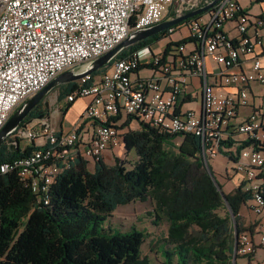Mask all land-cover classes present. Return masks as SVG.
Returning a JSON list of instances; mask_svg holds the SVG:
<instances>
[{"label":"built area","instance_id":"1","mask_svg":"<svg viewBox=\"0 0 264 264\" xmlns=\"http://www.w3.org/2000/svg\"><path fill=\"white\" fill-rule=\"evenodd\" d=\"M208 2L0 0V131L17 108L59 75L84 68L133 32L157 25L172 15L182 16ZM230 22L240 34L238 39L228 40L221 30ZM253 24L256 38L249 35ZM263 24L262 19L250 17L237 0H221L212 9L209 23L191 21V51L186 44H179L166 57L159 53L147 63L159 73L158 77L132 81L131 74L143 65L135 52L116 60L92 85H87L91 75L82 78L66 102L92 98L84 118L66 135H58L45 120H39L42 127L38 130L30 126L32 122L26 129L19 128L11 140L26 141L24 148L35 149L24 157L0 164V176L16 172L34 192L42 191L45 195L62 169L71 167L78 157L96 163L109 150L124 148L122 130L105 124L109 117L123 110L161 133L200 137L206 161L218 157L223 141L234 133L245 137L244 142L251 144L241 150L235 168L250 183L247 190L252 193V210L263 215L264 186L258 179L264 177V111L251 114L244 123L235 126L234 133L230 131L238 110L249 105L250 85H264V67L255 55L256 47L263 45L264 35L257 30ZM245 56H253L251 71L222 72L223 85L234 88V92L224 94L208 82L211 74L208 58L230 69ZM183 76L203 80L200 113L178 106L186 92ZM85 121L97 125L87 143L81 141ZM258 230L264 231V222ZM260 244L264 245V235ZM256 249L251 234L239 236L237 254L249 257Z\"/></svg>","mask_w":264,"mask_h":264},{"label":"trees","instance_id":"2","mask_svg":"<svg viewBox=\"0 0 264 264\" xmlns=\"http://www.w3.org/2000/svg\"><path fill=\"white\" fill-rule=\"evenodd\" d=\"M203 16L126 48L108 66L93 73L87 85L96 82L116 60L154 46L169 38L174 29ZM190 42V38L171 41L163 54L166 57L174 47ZM144 67L151 68L142 65L137 71ZM77 86L78 82H71L56 87L58 103L62 104ZM71 106L69 103L61 109L67 112ZM42 114H47L44 103L23 123ZM134 121L139 123L138 129L131 128ZM105 124L125 130L124 148L126 152L136 151L135 162L128 166L117 160L110 166L100 160L92 172L89 162L78 157L71 167L62 169L45 195L42 191L34 192L16 172L0 176V264H151L149 257L139 250L140 241L134 245L110 238L103 234L102 227L118 207L148 201L151 191L156 192L161 182L170 178L175 180L177 190L166 198L159 193L155 195L157 211H166L170 217L160 264H234L236 233L255 234L254 227L244 228L241 222L242 206L249 201L253 204L252 193L244 189V183L226 193L218 182L227 203L208 172L207 162L212 159L207 162L204 159L200 137L161 133L123 110L109 117ZM17 142L19 148L15 152L7 145L0 148V164L24 157L35 149L34 146L22 149L21 141ZM250 144L244 142L230 151L235 146L230 136L223 141L220 155L237 163L241 150ZM258 181L264 186V177Z\"/></svg>","mask_w":264,"mask_h":264},{"label":"crops","instance_id":"3","mask_svg":"<svg viewBox=\"0 0 264 264\" xmlns=\"http://www.w3.org/2000/svg\"><path fill=\"white\" fill-rule=\"evenodd\" d=\"M239 5L243 8V10L252 18L254 19H262L264 23V1L262 0H237ZM199 22L204 24V23H209L210 22V13H207L204 15L201 19H199ZM185 26V27H183ZM187 29L186 31L184 30ZM255 26L254 24L252 25V28L249 31V35L256 38V32H255ZM222 32L226 36L228 40H235L240 37L239 32L235 28V24L232 22L225 24L222 27ZM259 34L261 36L264 35V24L262 28L257 29ZM182 31V36L181 38H174L173 35L176 32ZM189 24H184L179 26L178 28L174 29V33L167 39L168 43L171 42H177L182 39L189 38L190 33H189ZM171 39V40H170ZM180 39V40H178ZM176 40V41H175ZM167 43V44H168ZM166 44V45H167ZM166 45H164L160 50V52H157L158 50L155 51L154 46H146L137 52L139 53L140 60L143 64V66H148L147 63L152 59L154 55H158L159 53H163ZM193 48L192 45L188 47V51H191ZM255 55L258 56L262 62V65L264 67V39H263V45L262 46H257L255 50ZM252 58L253 56H245L241 59L240 64L237 66L231 67L230 69L224 68L222 65H218L212 58L207 59V65L208 69L210 71L209 79L208 82L210 84H213L218 87L219 91H221L224 94L232 93L234 92V88L232 87H226L223 85V77H222V72H229V73H243V72H248L251 71L252 69ZM150 67V66H148ZM145 68V67H144ZM143 70H139L135 73L131 74V79L133 82H137L140 79H147V78H152V77H158L159 73L153 71L151 75L149 76H143L142 74ZM101 76H99L96 80L98 82L100 80ZM186 82V92L183 96L180 97L179 99V108L182 110H194V108L189 107V105H195L194 111L201 112L202 107H203V80L202 78L199 77H186L183 76L181 78ZM78 82V81H77ZM166 83V82H164ZM167 84V83H166ZM200 88H201V97H200ZM249 92V105L246 107H242L238 110V114L235 118V120L232 121L231 123V132L234 133L235 126L244 123L248 117L255 113V112H263L264 111V85L259 84V83H253L250 85L248 88ZM92 98L86 97V98H79L77 99L74 103H72V106L68 109L67 112H63L61 108L65 107L68 103L66 100L64 101V104H59L58 103V97H57V102L53 105L52 103L50 104V110H49V117L40 119L37 118V120H33L31 125L34 127L36 130L40 129L42 127V123L39 122V120H45L47 124L51 125L52 128L57 132L58 135H66L71 132V130L74 128L75 125H77L83 118L84 115L86 114L91 102ZM73 114L74 118L70 120V122H66V118L70 115ZM39 122V123H38ZM119 125V124H118ZM21 128V127H20ZM132 129H138L139 128V123L137 121H134L131 124ZM97 129V125L93 124L92 122L85 121L84 123V134L82 137V142L87 143L93 136L95 130ZM124 133L125 130H122ZM232 135V134H231ZM244 138L243 136H239L237 134L232 135V139L235 141V146L230 149V151H235L237 149V146H240L242 143H244ZM22 146V145H21ZM24 149V147H21ZM125 149V148H123ZM118 152H122V149L118 150H109L106 154L105 157L107 159H111V154H118ZM227 158V157H225ZM229 160V158H227ZM230 161V160H229ZM88 168L91 166L93 161H88ZM107 162V161H106ZM231 162V161H230ZM96 164V163H95ZM95 164L93 167V170L89 168L90 171H94L95 169ZM229 164H227V167L229 168ZM227 168V176L224 177V181L222 182L221 185L223 187V190L226 193H231L238 187H240L244 183V189H248L250 186V183L246 182L244 179V176L236 171V175H233L231 172H229V169ZM240 217H241V222L242 226L244 228H251L254 227L255 229V234L253 235V238L257 244V249L256 252L249 257H243L239 256L236 260V264H255V262H262L264 264V245L260 244V239L261 236L264 235V231L262 233L259 232L258 226L259 223L264 222V214L263 215H256L253 210H252V201H249L245 205L242 206L241 211H240ZM257 226V227H256Z\"/></svg>","mask_w":264,"mask_h":264},{"label":"rangeland","instance_id":"4","mask_svg":"<svg viewBox=\"0 0 264 264\" xmlns=\"http://www.w3.org/2000/svg\"><path fill=\"white\" fill-rule=\"evenodd\" d=\"M205 13L204 15H206ZM172 17L170 16L169 19ZM185 27V26H183ZM186 31L187 29L184 28ZM182 31L176 32L173 37L181 38ZM167 38L160 40L154 44L155 51L160 52L164 45L168 43ZM171 40V39H170ZM180 40V39H178ZM172 41V40H171ZM174 41V40H173ZM176 41V40H175ZM191 43L186 44V47H190ZM143 76H149L153 71L152 68H143ZM200 97H201V88H200ZM58 91L53 90L48 96V101L53 105L57 102ZM62 104L65 105L64 102ZM66 106V105H65ZM189 107L196 110L195 105H189ZM74 118L73 114H70L66 118V122H70ZM179 141V139L177 140ZM21 145L25 147L27 145L26 141H22ZM108 165H114L117 160H121L122 163H125L129 166L130 163H133L137 160L136 151L126 152L125 149H122V152L118 154H111V159H107L104 156L103 159ZM209 165L212 167L213 172L215 173L216 180L221 184L224 181V177L227 176V164H229V172L233 175H236V163L230 162L225 156L219 155L215 159L209 160ZM94 162H92L91 168L93 170ZM178 186L175 183V180L165 179L161 182L159 189L155 192L154 190L150 193V198L146 202H137L125 206L118 207L113 214L108 217L102 227L103 234L114 239H122L124 241L132 242L136 244L140 241L139 245L140 252L143 256H148L151 260V264H160L163 260L162 249L164 248L165 241L169 235V226H170V217L169 214L165 212L157 211V201L155 199L156 193H159L162 197L166 198L177 190ZM105 220V218L103 219Z\"/></svg>","mask_w":264,"mask_h":264},{"label":"water","instance_id":"5","mask_svg":"<svg viewBox=\"0 0 264 264\" xmlns=\"http://www.w3.org/2000/svg\"><path fill=\"white\" fill-rule=\"evenodd\" d=\"M221 0H213L212 2L206 4L205 6H202L196 10H193L187 14H184L182 16L173 17L171 19L164 20L163 22L154 25L152 27L142 29L136 32H133L126 40L121 42L116 48H114L112 51L106 53L102 57L92 61L90 64L85 66L82 69L78 70H69L64 72L63 74L56 77L51 83H49L42 91L28 99L25 103H23L10 117L8 122L5 124V126L0 131V148L3 145H7L9 149L12 152H15L19 148V142H13L12 136L16 133V131L22 127L24 129L28 128L29 123H31L33 120L23 123L26 118L29 116V114L38 107L41 103H44L47 109V114L40 115V119L48 118L49 117V110H50V101H48L49 94L58 86L68 84L71 82H77L81 80L82 78L92 75L93 73L101 70L102 68L108 66L116 57L126 48L143 41L145 39H148L150 37H153L157 34H160L166 30L171 29L172 27H175L185 21H188L190 19H193L199 15L205 14V13H211L212 9L220 2ZM35 120V119H34ZM207 162V161H206ZM207 169L210 173L211 177L213 178L215 184L217 185V188L221 192L222 196L224 197L225 201L228 203V200L226 198L225 193L223 192L221 186L219 185L218 181L216 180V177L214 173L212 172L210 166L207 162ZM230 208V206H229ZM236 228V225H235ZM238 239L239 235L236 233V245L234 250V259L233 263L236 264L237 260V251H238Z\"/></svg>","mask_w":264,"mask_h":264},{"label":"flooded vegetation","instance_id":"6","mask_svg":"<svg viewBox=\"0 0 264 264\" xmlns=\"http://www.w3.org/2000/svg\"><path fill=\"white\" fill-rule=\"evenodd\" d=\"M196 9H198V8H196ZM196 9H194V10H196ZM193 11V10H192ZM191 12V11H190ZM187 14V13H186ZM18 109V108H17Z\"/></svg>","mask_w":264,"mask_h":264}]
</instances>
